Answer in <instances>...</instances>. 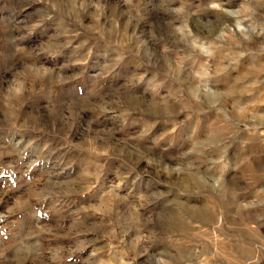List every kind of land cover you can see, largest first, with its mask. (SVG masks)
Here are the masks:
<instances>
[{"label":"rangeland","instance_id":"374dc122","mask_svg":"<svg viewBox=\"0 0 264 264\" xmlns=\"http://www.w3.org/2000/svg\"><path fill=\"white\" fill-rule=\"evenodd\" d=\"M0 264H264V0H0Z\"/></svg>","mask_w":264,"mask_h":264}]
</instances>
